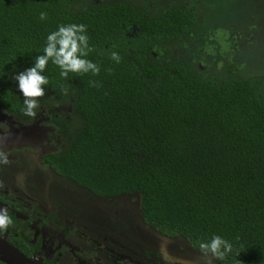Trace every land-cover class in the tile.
<instances>
[{
  "label": "trees",
  "instance_id": "1",
  "mask_svg": "<svg viewBox=\"0 0 264 264\" xmlns=\"http://www.w3.org/2000/svg\"><path fill=\"white\" fill-rule=\"evenodd\" d=\"M152 2L0 0V110L30 122L12 77L57 25H86V59L99 72L61 79L45 67L49 83L36 99L58 150L44 161L93 199L137 194L148 231L195 250L224 237L233 252L218 264H264V77L199 70L197 11L183 2L153 13ZM182 42L184 51L164 57Z\"/></svg>",
  "mask_w": 264,
  "mask_h": 264
},
{
  "label": "flooded vegetation",
  "instance_id": "2",
  "mask_svg": "<svg viewBox=\"0 0 264 264\" xmlns=\"http://www.w3.org/2000/svg\"><path fill=\"white\" fill-rule=\"evenodd\" d=\"M39 110L26 123L0 110V153L4 154L0 157V210L11 218L7 227L0 228V238L43 264H166L158 259H167L165 252L172 255L171 264H181L175 262L178 258L194 264H218L214 256L191 248L180 237L143 229L133 209L135 197L93 199L88 191L57 175L44 161L47 154L58 150L57 139L53 125H43L49 121L45 110ZM23 171L28 176L22 177ZM56 191L85 205L93 215L102 212L108 220L101 217L104 224L97 227L72 219L68 222V215L81 221V214L89 212L87 208L72 209L67 202L63 208L51 202ZM111 229L122 230L124 240L116 242L102 234Z\"/></svg>",
  "mask_w": 264,
  "mask_h": 264
},
{
  "label": "rangeland",
  "instance_id": "3",
  "mask_svg": "<svg viewBox=\"0 0 264 264\" xmlns=\"http://www.w3.org/2000/svg\"><path fill=\"white\" fill-rule=\"evenodd\" d=\"M132 1L137 2L138 0ZM183 2H188V6H193L200 17L193 48V60L199 70L204 73H220L226 78L234 79L255 75L264 77V0H153V7L150 6V9L156 13L167 7L168 4H182ZM184 47L185 44L182 42L177 46L163 48L161 51L164 57L169 58L170 55L174 57L184 51L182 50ZM19 146L24 147L25 145ZM21 176H28L27 171H23ZM50 201L58 203L61 208L65 206L66 202L72 206V209L77 207L84 211L87 208L57 191ZM87 212L89 214H81L83 216L82 223L76 216L68 215L66 219L67 221L69 219L77 220L76 222L79 224L93 227L104 224L101 217L108 220L106 215L103 217L102 212L93 215V211L89 208H87ZM84 217H89L92 220H86ZM119 231L122 230L111 229L105 231L106 235L102 234L120 242L123 239V234ZM124 236L126 237V234ZM165 255L167 259H158L166 264H171L169 258L172 255L166 252ZM175 262L194 264L188 258L184 260L178 258V260L175 259Z\"/></svg>",
  "mask_w": 264,
  "mask_h": 264
},
{
  "label": "clouds",
  "instance_id": "4",
  "mask_svg": "<svg viewBox=\"0 0 264 264\" xmlns=\"http://www.w3.org/2000/svg\"><path fill=\"white\" fill-rule=\"evenodd\" d=\"M39 19L45 20L46 13L41 11ZM88 39L86 25L76 23L57 25L54 31L46 35L42 54L35 56L31 66L12 77L17 91L23 97L20 111L25 116L35 118L37 115L39 104L36 98L44 95L43 86L49 83L48 76L44 75L49 62L59 69L58 75L61 79L66 78L69 73L79 75L91 73L95 76L99 72V66L86 59L92 50ZM110 59L115 63L120 62V56L115 51L110 53ZM89 84L95 86L96 82L89 80ZM61 91L66 93L67 88L61 86ZM3 156L4 154L0 153V157ZM3 162H6V159ZM10 223L11 218L0 210V228L7 227ZM198 248L217 260H223L233 252L232 242L217 234H213L206 241H200Z\"/></svg>",
  "mask_w": 264,
  "mask_h": 264
},
{
  "label": "water",
  "instance_id": "5",
  "mask_svg": "<svg viewBox=\"0 0 264 264\" xmlns=\"http://www.w3.org/2000/svg\"><path fill=\"white\" fill-rule=\"evenodd\" d=\"M133 196L135 198L138 197L137 194H134ZM137 218L140 226L143 229H146L147 232H150L141 222L140 217L138 216ZM0 262L2 264H43L38 259L26 257L17 249L11 247L3 238H0Z\"/></svg>",
  "mask_w": 264,
  "mask_h": 264
}]
</instances>
